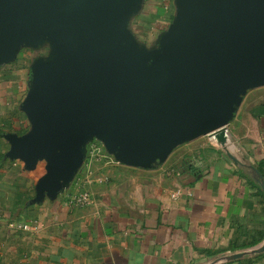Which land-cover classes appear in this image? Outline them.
I'll list each match as a JSON object with an SVG mask.
<instances>
[{"label": "water", "instance_id": "water-1", "mask_svg": "<svg viewBox=\"0 0 264 264\" xmlns=\"http://www.w3.org/2000/svg\"><path fill=\"white\" fill-rule=\"evenodd\" d=\"M143 3L0 0V66L23 48L50 50L30 67L21 105L30 130L4 136L26 171L44 163L35 203L70 186L93 141L141 169L201 137L225 144L244 97L264 87V0H174L154 48L131 27ZM261 252L264 243L234 259Z\"/></svg>", "mask_w": 264, "mask_h": 264}, {"label": "crops", "instance_id": "crops-1", "mask_svg": "<svg viewBox=\"0 0 264 264\" xmlns=\"http://www.w3.org/2000/svg\"><path fill=\"white\" fill-rule=\"evenodd\" d=\"M20 55L0 66V264H264L258 254L234 259L264 243V197L245 177L264 167V87L244 97L225 144L201 137L152 169L86 159L57 199L35 203L44 166L10 160L4 137L30 130ZM83 190L90 205L71 206Z\"/></svg>", "mask_w": 264, "mask_h": 264}, {"label": "rangeland", "instance_id": "rangeland-1", "mask_svg": "<svg viewBox=\"0 0 264 264\" xmlns=\"http://www.w3.org/2000/svg\"><path fill=\"white\" fill-rule=\"evenodd\" d=\"M160 11L162 15L159 14ZM175 14L176 8L174 0H144L141 11L133 16L131 20L132 29L138 37V42L148 48L157 47L158 37L173 22ZM49 51L48 45H44L37 51L31 48H23L20 55L21 63H23L24 67L28 69V73H30V67L34 60L39 57L48 56ZM205 141L206 138L200 139L194 142L192 146L196 147L199 143L201 144ZM187 147L181 146L175 153H183ZM43 166L44 163L39 165L40 168Z\"/></svg>", "mask_w": 264, "mask_h": 264}, {"label": "built area", "instance_id": "built-area-1", "mask_svg": "<svg viewBox=\"0 0 264 264\" xmlns=\"http://www.w3.org/2000/svg\"><path fill=\"white\" fill-rule=\"evenodd\" d=\"M86 159H89L88 166H92L96 162H104L107 164L118 163L113 156L109 155L104 146L98 142L93 141L87 146V156ZM86 161V160H85ZM85 164V163H84ZM91 203V196L88 191L83 190L72 197H69V204L75 207H87Z\"/></svg>", "mask_w": 264, "mask_h": 264}, {"label": "trees", "instance_id": "trees-1", "mask_svg": "<svg viewBox=\"0 0 264 264\" xmlns=\"http://www.w3.org/2000/svg\"><path fill=\"white\" fill-rule=\"evenodd\" d=\"M161 13L162 12L160 11L159 14H161ZM247 167H248V169H250V172H251L252 175L251 174L250 175L246 174L245 177L251 181L253 186H255L256 188L259 189L260 194L264 197V191H263V186H264V167H263V164L250 165V166H247ZM251 246H253V244L245 245L243 247H233L232 252H236L238 250H243V249H248ZM259 256H264V252H261V253H258V255H255V257H259Z\"/></svg>", "mask_w": 264, "mask_h": 264}]
</instances>
